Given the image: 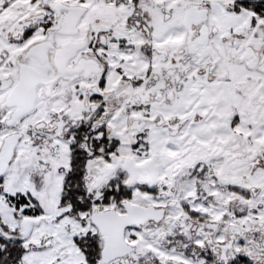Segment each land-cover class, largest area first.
Listing matches in <instances>:
<instances>
[{
	"label": "snow or ice",
	"instance_id": "1",
	"mask_svg": "<svg viewBox=\"0 0 264 264\" xmlns=\"http://www.w3.org/2000/svg\"><path fill=\"white\" fill-rule=\"evenodd\" d=\"M0 264H264V0H0Z\"/></svg>",
	"mask_w": 264,
	"mask_h": 264
}]
</instances>
